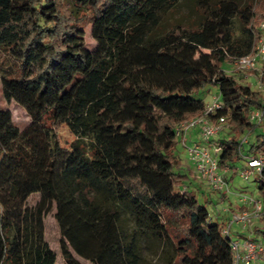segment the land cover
<instances>
[{"label":"trees","instance_id":"16d2710c","mask_svg":"<svg viewBox=\"0 0 264 264\" xmlns=\"http://www.w3.org/2000/svg\"><path fill=\"white\" fill-rule=\"evenodd\" d=\"M183 4L195 18H174ZM263 19L264 0H0L3 96L30 119L21 131L0 109V264H56L51 212L66 264H232L223 224L182 188L175 129L216 86L210 119L233 133L216 141L219 165L264 159V136L247 154L238 138L260 127L261 93L224 69L251 53ZM61 128L92 137L91 155L61 145ZM254 183L264 205V167ZM253 232L264 241V214Z\"/></svg>","mask_w":264,"mask_h":264},{"label":"built area","instance_id":"2783aa9c","mask_svg":"<svg viewBox=\"0 0 264 264\" xmlns=\"http://www.w3.org/2000/svg\"><path fill=\"white\" fill-rule=\"evenodd\" d=\"M259 30L261 36L251 53L235 62L238 71L243 73L247 79L252 76L249 73H255L253 76L257 80L262 102L260 108L250 113L249 121L257 126H261L264 122V19L259 26ZM219 98L214 97L213 101L206 105L202 115L179 125L175 129L176 141L180 140L182 136L184 137L192 129H199L205 141L216 138L223 129L224 119L221 118L217 122H212L210 117L216 115L223 107L222 100ZM241 143L243 145L248 143V136L244 137ZM184 146L199 178L206 181L213 191L230 193L226 175L231 172L232 167L223 168L219 165L218 149L210 150L202 144L186 145L185 142ZM243 159L246 162L244 169L240 172L243 180L249 181L253 175L257 177L262 173L264 167L263 158L244 157ZM235 196L244 205L245 210L239 213H232L229 220L223 225L222 230V234L232 240V264H264V243L262 241L252 237L243 239L233 237L235 226H240V229L244 231H250L253 222L263 216V201L242 192L235 193Z\"/></svg>","mask_w":264,"mask_h":264},{"label":"rangeland","instance_id":"374dc122","mask_svg":"<svg viewBox=\"0 0 264 264\" xmlns=\"http://www.w3.org/2000/svg\"><path fill=\"white\" fill-rule=\"evenodd\" d=\"M183 16H188V17L191 16L192 18H195L196 13L194 12L191 4H183L177 11L174 18H181ZM86 43H87L86 44L87 49L90 51H93L95 48V42L92 39L91 25L90 23H88V21L86 23ZM224 69L227 72H232L234 70V65L226 64L224 65ZM249 74L253 76L255 73L251 72ZM235 76L239 82L250 85L253 90L259 91L258 85L255 83L254 78L250 77L246 80H242L240 79L239 75H235ZM219 95H220L219 88L216 86H211V87H207L206 89L200 91L199 93H195L194 97L197 99L203 100L205 104H210L213 101V98L220 97ZM219 99L222 100L221 97ZM0 109H7L12 113L13 123L15 124V126L19 128V130L22 131L29 125L30 119L27 113L25 112V110L14 102H11V103L6 102L3 96V92H2L1 78H0ZM224 128L227 130L230 129L228 125H225ZM57 135L61 142V145H63L64 147H70L72 144H75L77 146H80L88 156L91 155L92 150L94 148V142H93L92 137L77 138L74 135L70 134L65 128L58 129ZM259 135L264 136V122L254 132L249 133V134L245 133L244 135L238 136L240 140L248 136V143L244 144L243 146L244 154H247V150L250 148L251 144L256 142L257 137ZM230 136H233V133H230V135H227L223 138H228ZM212 141L214 142L215 147L218 148L215 138H211L209 139V141H205L203 137L201 136L200 144L212 150V147H210L209 145V142H212ZM176 155L181 160V172L187 175V178L183 182L182 188L187 189L190 192H193L198 198L199 202L207 208V210L209 211L212 217L221 216V219L218 221L220 224H222V220L226 214V211H229V209L232 206H242L243 205L241 202H239V200L236 197L234 198V196H231V194L225 193V192H224V195L226 194V198L224 200L222 196V192L213 191L209 187L206 181L200 179L198 174L196 173V169L193 163L189 160V157H188V154L185 148L179 146L177 148ZM245 165H246V162L243 160H240L232 164L231 166L232 169H231V172L229 173V177H233L234 185H232L231 187L232 188L242 187L246 190V193H245L246 195L252 196L257 199H262L254 183L256 176L253 175L249 181H245L241 178L240 172L242 171V169H244ZM234 170L236 171L235 174L233 173ZM38 198H39L38 195H32L29 198L28 203L30 205H33L38 201ZM206 198H207V201H206ZM253 228L254 227L252 226L250 231L249 230L244 231L240 229V231L243 232L241 235L244 236V238H250V232H253ZM45 238L50 248L57 255L56 264H66L62 258V254L60 250V234H59L58 226L54 219V212H51L45 218ZM146 259L149 264H164L152 254L147 255ZM81 261L84 264H88L87 262L83 260ZM175 264H181V263L179 260H177Z\"/></svg>","mask_w":264,"mask_h":264},{"label":"crops","instance_id":"0c3cea01","mask_svg":"<svg viewBox=\"0 0 264 264\" xmlns=\"http://www.w3.org/2000/svg\"><path fill=\"white\" fill-rule=\"evenodd\" d=\"M233 65H234V70L232 72H230V73L233 74V75H239L240 79L246 80L247 79L246 76L243 73H241L240 71H238L236 64L234 63ZM250 77L254 78V81L257 84V80L255 79V77L254 76H249V78ZM224 127H225V125H223V129H222L221 133L215 138L216 141L219 140V139H221V138H223V137H225V136H227V135H230V133H232L231 128L229 130H227ZM200 135L201 134H200L199 129H192V130L188 131V133L184 137L182 136L180 138V140H177L176 141L177 148L179 146L185 148L184 142H185L186 145L200 144L201 143L200 142L201 141V136ZM213 141L211 143H209V145H210V147H212V149H216ZM242 160L245 161L244 159H242ZM233 173L235 174V171ZM226 180L228 182L229 189H230V193L229 194H231V196H234V198L236 197L235 196V193H238V192L246 193V190L244 188H242V187H240V188H232L231 187L232 185H234V180H233V177H229V173L226 175ZM222 196H223V199L225 200L226 194L224 195V191L222 192ZM227 199H229V198H227ZM206 201H207V198H206ZM239 205H240V203H239ZM243 209L245 210V208H244L243 205L242 206H232L229 209V212H226L225 216L223 217L222 224L224 225L229 220L230 215L232 213L242 212V211H244ZM220 219H221V216H215V217H213V220L214 221H217V222ZM258 222H259V220H256V221L253 222L254 223L253 224V227L254 228L258 225ZM242 233L243 232L240 231V226H235L234 227V234H233V237L234 238H236V239H243L244 236L241 235ZM250 237H252L254 239H257V240H260V241H262L264 243V241L260 237H258V236H256L254 234V232H250Z\"/></svg>","mask_w":264,"mask_h":264}]
</instances>
